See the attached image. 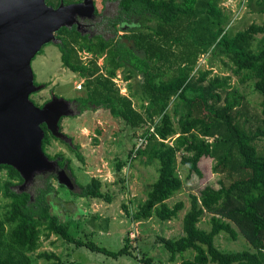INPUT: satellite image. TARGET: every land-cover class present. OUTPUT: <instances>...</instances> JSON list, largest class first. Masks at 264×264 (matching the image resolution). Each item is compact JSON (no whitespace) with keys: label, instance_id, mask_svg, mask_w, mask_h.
Segmentation results:
<instances>
[{"label":"trees","instance_id":"obj_1","mask_svg":"<svg viewBox=\"0 0 264 264\" xmlns=\"http://www.w3.org/2000/svg\"><path fill=\"white\" fill-rule=\"evenodd\" d=\"M117 1L118 15L109 22L117 39L84 36L74 26L58 32L57 45L63 67L84 80L86 97L75 100L82 109L95 106L108 110L133 127L145 122L155 126L153 132L151 129L146 132L152 144L138 153L149 163H158V176L147 200L130 216L135 221L154 216L162 221L177 219L185 204L178 202L170 206L168 201L183 189L178 172L179 155H185L181 162L190 165L189 174L199 177L203 176L200 162L205 158L214 159V171L223 175L224 181L220 182L219 189L207 186L198 196H191L190 209L183 218L184 235L177 240H162L171 254L170 259L175 262L181 258L179 264H264V23L252 24L235 35L223 28H209L210 37L206 40L205 32L196 30L205 15L208 20L217 18L221 25L222 12L216 0ZM47 4L56 7L60 2L54 4L53 0H47ZM247 5L252 12L264 14V0H247ZM134 21L156 22L157 27L145 36L133 34L119 38L118 27ZM259 35L262 37L258 38ZM195 36L198 39L195 40ZM175 45L186 46L188 56L177 74L164 81L159 68H153L152 60L169 63L168 54ZM209 47H213L214 56L228 59L241 84L252 82L254 90L262 96L260 114L254 116L253 122L246 109V99L238 88L231 86L230 76L211 77V71L196 72L198 58L208 52ZM136 50L143 51L145 57L140 58ZM81 52L90 54L92 60L84 63ZM100 58L104 60L103 67L98 64ZM129 64L144 76L141 96H124L114 83L117 71ZM134 98L143 102V112L136 110ZM172 103L175 110H180L177 125L169 113ZM157 119L159 124H156ZM42 128L45 132L43 150L47 154V147L56 138L46 125ZM259 142H263V150ZM75 152L84 163L83 156ZM47 156L58 161L61 168L67 166L74 177L70 159L62 153ZM2 169L7 171V177L0 179V195L8 203L0 215V264H33L31 255L40 249L42 236L50 239L52 235L112 258L127 252L126 248L112 252L95 243L85 244L70 233L67 225L59 222L51 213L50 198L58 200L52 183L56 180L54 174L43 178L45 186L32 196L15 190L24 180L13 167L2 165L0 171ZM79 186L81 192L75 194L79 197L112 201L102 192V182L96 178ZM206 215H210L209 230L199 227ZM221 234H227L233 241L242 235L255 252L221 251L216 246V238ZM189 252L193 257L184 258ZM39 257L51 261L50 264H63L55 254L43 253ZM142 263L154 264L145 256Z\"/></svg>","mask_w":264,"mask_h":264},{"label":"rangeland","instance_id":"obj_2","mask_svg":"<svg viewBox=\"0 0 264 264\" xmlns=\"http://www.w3.org/2000/svg\"><path fill=\"white\" fill-rule=\"evenodd\" d=\"M56 1V0H54ZM222 12L220 18L221 25L217 18L206 19L198 25L197 33L205 32L204 38L209 39V28L217 30L225 29L231 35L247 30L252 24H263L264 14H257L250 10L247 0H216ZM97 8V19L93 24L97 33L104 38L110 39L115 32L110 27V18L118 15L119 1L95 0ZM156 22L145 21L139 23L134 21L131 25H120L118 36L133 34L148 35L156 29ZM127 26H130L128 28ZM132 28V29H131ZM114 32V33H113ZM259 35L258 38H261ZM198 39V37H194ZM59 39L56 43H50L42 48L33 62L32 68L35 76V83L43 85L42 90L34 93L31 100L42 106L47 103L53 95L68 101L76 100L79 97H86L84 80L77 74L66 69L62 65L61 52L58 47ZM132 44V42H130ZM213 47H209L208 52L201 53L197 61L196 72L198 70L211 71V77H231V86L238 88L246 99V109L253 122L254 116L261 111L262 96L253 88V83H240V78L235 76L234 67L228 59L214 56L211 53ZM194 49V46L192 47ZM140 58H144L143 51L136 50ZM81 59L84 63L92 60L90 54L81 52ZM187 48L183 45H175L173 51L168 54V62H158L152 60L153 68H159L162 80H168L178 72L187 59ZM99 66L103 67L104 60H98ZM130 76V79L126 78ZM144 76L137 73L131 64L117 71L114 79L116 87L124 96L143 94L142 84ZM81 86V88H80ZM130 88V89H129ZM137 111L143 112L142 103L136 98L133 99ZM76 111L73 117H64L61 122L62 132L70 139L71 143L62 140L52 139L47 147V154L54 157L62 153L71 160L74 179L79 185H86L96 178L102 182V192L112 198L111 202L105 199L83 198L75 194L81 192L80 186L73 191L62 187L54 180L53 186L57 190L58 200L52 196L50 198L51 213L56 215L59 222L69 227L70 233L85 244L95 243L97 246L106 248L112 252H118L126 248L127 252L118 257L112 258L107 255L93 252L87 247H77L75 244L65 239L52 235L50 239L41 238L40 249L31 255L33 264H50L51 261L40 258L43 253L55 254L63 264H143V257L153 260L154 264H179L182 260L177 258L171 261V254L166 249L163 239L177 240L183 233V218L191 206V196L199 195L207 186L215 189L221 187L220 182L224 181L223 175L214 171L216 160L211 158L203 159L199 166L203 176L189 174L190 165H184L181 159L184 154L179 155L178 172L183 180V189L180 193L168 201L170 206L178 202L185 204V209L177 219L172 221H162L157 217L148 220L135 221L130 214L136 213L140 206L147 200V194L151 190L153 183L158 176V163H149L146 157L138 153L139 150H146L152 143L146 137V132L155 126L150 122L139 127H133L125 119L114 117L108 110L90 106L82 109L77 101L72 105ZM175 103L169 108L174 123L180 118V110H175ZM160 120H156L159 124ZM98 132H101L99 134ZM144 142H141V141ZM212 142V140H209ZM259 148L263 150V142H259ZM81 154L85 160L82 163L75 151ZM120 166V170H119ZM7 171H0V179H6ZM191 175V176H190ZM16 186L15 190L21 189ZM45 182L42 177H38L35 182L22 189L32 196H35L40 187H44ZM6 202L0 195V215L6 210ZM210 215L203 217L199 227L204 230L210 229ZM216 246L223 252H240L244 250L254 251L248 241L239 234V238L233 241L227 234H221L216 238ZM193 253L189 252L184 258H192Z\"/></svg>","mask_w":264,"mask_h":264},{"label":"water","instance_id":"obj_3","mask_svg":"<svg viewBox=\"0 0 264 264\" xmlns=\"http://www.w3.org/2000/svg\"><path fill=\"white\" fill-rule=\"evenodd\" d=\"M95 18V0L58 8L47 0H0V166L21 175L22 188L51 174L70 191L77 186L67 166L61 168L44 152L42 128L46 125L54 138L71 143L60 122L76 111L72 102L55 95L42 107L31 100L44 87L35 83L32 62L45 45L57 42L62 28L77 25L80 30V20Z\"/></svg>","mask_w":264,"mask_h":264},{"label":"flooded vegetation","instance_id":"obj_4","mask_svg":"<svg viewBox=\"0 0 264 264\" xmlns=\"http://www.w3.org/2000/svg\"><path fill=\"white\" fill-rule=\"evenodd\" d=\"M54 1V0H53ZM60 2V4H59V6L63 3L64 5H70V4H78V3H81L83 0H66L67 1V3L65 4L64 3V0H56V1H54V4H56L57 2ZM112 1H114V0H110V2H112ZM96 4V3H95ZM59 6H56V7H54V8H58ZM53 7V6H52ZM96 12H97V8H96ZM96 19H97V14H96V18L94 19V20H85V21H83V20H80V22H81V29L80 30H78V27H77V25H74L76 28H77V30L79 31V32H81V34L82 35H87V36H89V37H93V36H98V35H101L100 33H98V34H95V33H97V29H95L94 27H95V25L93 24V22H95L96 21ZM114 19V16H113V18H110L109 20H113ZM73 26V27H74ZM110 27H112L111 26V24H110ZM120 27V26H119ZM72 28V27H71ZM112 30L114 31V28L112 27ZM58 34V33H57ZM57 34H56V37H57ZM101 36H103V35H101ZM52 98V97H51ZM51 100V99H50ZM49 100V101H50ZM70 102H72L73 104L76 102L75 100H72V101H70ZM43 106V105H42ZM42 106H40V107H42ZM46 177V176H45ZM45 177H42V178H45ZM18 187H20V189H21V191H24V190H22V189H24V188H22V186H18Z\"/></svg>","mask_w":264,"mask_h":264},{"label":"built area","instance_id":"obj_5","mask_svg":"<svg viewBox=\"0 0 264 264\" xmlns=\"http://www.w3.org/2000/svg\"><path fill=\"white\" fill-rule=\"evenodd\" d=\"M80 88H81V86H80ZM141 142H144V141L142 140Z\"/></svg>","mask_w":264,"mask_h":264}]
</instances>
